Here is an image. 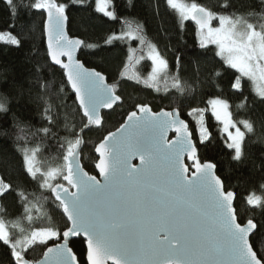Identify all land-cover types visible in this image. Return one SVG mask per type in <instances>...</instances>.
Here are the masks:
<instances>
[{"label": "snow or ice", "instance_id": "snow-or-ice-1", "mask_svg": "<svg viewBox=\"0 0 264 264\" xmlns=\"http://www.w3.org/2000/svg\"><path fill=\"white\" fill-rule=\"evenodd\" d=\"M79 2L84 3V0ZM6 3L13 16L23 8L46 13L43 31L47 38V55L53 64L64 70L78 110L86 120V123L82 121L83 126L78 131H75V124L71 125L74 138L60 144L63 164L42 171L35 166L39 146L31 149L26 146L24 127L13 118V126L18 129L16 139L24 141V146L18 144V147L23 152L25 171L37 181L40 189L50 192L70 226L63 230L52 226L38 227L23 238H14L4 219L0 218V242L9 249V264H80L69 246L72 237L84 239L87 264H264V234L260 233L264 225L252 218L244 222L238 216L233 206L236 194L227 190L225 182L217 175L215 163L201 160L189 124L181 119L178 109L154 112L147 103H137L136 110L128 112L124 122L94 146L98 154L95 168L99 178L85 171L80 162L85 144L83 134L92 126L103 125L101 109H113L121 101L117 85L109 84L101 72L85 67L77 59L76 53L82 45L94 46L69 37L67 3L60 0H32L29 4L24 0H6ZM128 3L134 6L132 0ZM166 5L176 14L181 26L185 21L195 22L200 48L214 45L215 55L223 64L239 73L232 88L242 92L243 80L247 78L256 85V96L264 104V0L249 4L250 11L246 13L229 11L234 7L233 0H223L222 12L212 11L195 0L191 3L166 0ZM95 11L112 20L118 19L114 0H95ZM214 21L218 26H214ZM125 25L127 31L119 35L113 33L105 43L125 39H139L141 44L145 43L139 25L135 30L131 23L126 21ZM0 41L22 47V40L12 32L0 33ZM148 47V59L151 60L148 77L141 79L135 72L128 75L131 63L139 64L145 58L143 55L137 57L136 49L131 48L127 57L130 63L125 64L121 76L154 87L158 92L159 76L169 65L155 44L149 43ZM62 58H66V62ZM179 65L180 58L177 57L174 87L183 91ZM214 75L221 73L216 71ZM35 87L40 89L38 98L44 104L43 118L51 125L55 120L51 114L53 105L51 97L46 98L44 94L51 92L52 83L38 74L29 91ZM63 90L61 85L60 92ZM209 104L211 114L223 122L232 159L242 163L246 158V132L254 131L253 123L248 119L234 121L225 100L215 98ZM205 111L193 107L189 113L199 115L201 144L210 141L211 137L204 123ZM10 112L9 97L0 95V116L7 117ZM37 131L44 137L53 134L50 127ZM169 131L175 133V138H168ZM3 134L7 135L8 131L4 130ZM136 159L139 164L132 163ZM58 177L67 186L53 183ZM12 191H16L13 185L0 177V198ZM17 195L21 201L28 199L22 191ZM247 203L259 208L264 215V197L253 193ZM31 211L25 204L29 222L32 221ZM19 230L24 231L22 227ZM61 240L62 243L46 247L42 258H27L32 246ZM257 244L261 249L259 253L255 250Z\"/></svg>", "mask_w": 264, "mask_h": 264}, {"label": "trees", "instance_id": "trees-1", "mask_svg": "<svg viewBox=\"0 0 264 264\" xmlns=\"http://www.w3.org/2000/svg\"><path fill=\"white\" fill-rule=\"evenodd\" d=\"M188 3L193 0H185ZM32 0H24L25 4ZM69 5L68 33L72 38H79L85 44L79 59L88 68L104 74L110 84L117 85V94L122 98V104L110 112H103V125L92 127L84 133L85 145L82 150L84 168L95 175L94 168L97 157L94 146L100 142L109 131L116 130L124 122L127 113L135 110L137 103H147L155 112L178 109L181 117L189 124L193 138L197 144L198 155L202 161L213 162L217 165V175L225 182L227 190L236 194L235 209L238 216L246 222L252 218L260 225H264V215L259 208L247 203L251 194L264 197V104L252 89L251 82L244 78L242 92L232 88L234 78L239 75L234 69L228 68L215 55V47L207 49L199 46L197 26L193 21H187L183 26L178 22L176 14L168 9L166 0H132L134 6H129L128 0H114L117 20H112L95 11V0H60ZM196 3L215 12L224 11L220 5L223 0H195ZM249 4H258V0H233V9L229 11L248 12ZM158 12V14H157ZM45 13L43 10L23 8L18 14H10L6 0H0V33L12 32L22 40V47L0 43V95H7L10 100L11 112L7 117L0 116V177L13 185L16 191L0 198V218H3L13 237L20 236L18 228L28 230L38 227L52 226L63 230L69 223L58 202L50 192L40 189L25 171L23 152L18 144L24 146V141H17L18 129L13 126L15 117L21 122L27 135L29 149L39 146L37 155L43 167L52 168L63 164V150L61 143L73 139L71 125L75 124L78 131L86 120L78 110L75 96L67 84L64 72L54 67L47 55L45 36L43 31ZM129 22L135 30L140 26V40H114L106 44L105 40L113 33L119 35L127 31L125 22ZM218 26V22H213ZM155 44L157 50L168 61V69L159 78L155 88H149L143 83H136L122 77L125 64H129L127 57L129 50L136 49V56L145 55L147 46ZM177 57L180 58L179 79L183 91L174 87L177 75ZM39 68V73L37 69ZM216 71L220 76L214 75ZM138 73L145 79L151 72V62L144 58L140 65L132 62L128 68V75ZM52 83L51 92L44 94L51 97L53 105L51 114L55 120L49 124L44 117V104L38 98L40 89L31 88L36 83L37 75ZM61 85L64 86L60 92ZM219 98L228 102L232 119L241 121L248 119L253 123L254 131L246 132V158L242 163L232 159V150L227 148V133H223L220 124L209 110V101ZM247 98V103H245ZM193 107L206 109L204 123L211 133L210 141L199 142V115H189ZM83 121V123H82ZM66 123L68 127H66ZM238 126L243 129L242 125ZM50 127L52 135L44 137L37 130ZM4 130L8 131L4 135ZM235 130V129H234ZM34 133V134H33ZM60 182V181H59ZM24 192L27 201H21L17 192ZM25 204L32 209V221L26 219ZM18 227H13V225ZM264 234V227L260 228ZM60 241H48L47 245H34L29 249L27 258L40 259L46 247ZM80 264H86L85 242L80 238L71 243ZM255 250L260 252L259 244ZM0 261L9 264V249L0 242Z\"/></svg>", "mask_w": 264, "mask_h": 264}, {"label": "water", "instance_id": "water-1", "mask_svg": "<svg viewBox=\"0 0 264 264\" xmlns=\"http://www.w3.org/2000/svg\"><path fill=\"white\" fill-rule=\"evenodd\" d=\"M45 20H46V13H45ZM45 22V21H44ZM195 23V22H194ZM67 28H68V25H67ZM66 28V30H67V33H68V29ZM68 35H69V33H68ZM44 36H45V44H46V48H47V38H46V35L44 34ZM69 37H70V35H69ZM70 38H72V37H70ZM82 47H83V45L81 46V48L77 51V53H76V57H77V59H79V53H80V51H81V49H82ZM49 57V56H48ZM49 59H50V57H49ZM62 59H64L65 60V62H66V58H62ZM80 60V59H79ZM81 61V60H80ZM50 62H51V59H50ZM82 62V61H81ZM83 63V62H82ZM51 64L54 66V67H57V68H59V69H61L63 72H64V70L60 67V66H58V65H55V64H53L52 62H51ZM84 64V63H83ZM86 67V66H85ZM88 68V67H87ZM91 69V68H90ZM97 71V70H96ZM104 75V74H103ZM105 76V75H104ZM106 77V76H105ZM106 79H107V77H106ZM107 82H108V79H107ZM109 83V82H108ZM110 84V83H109ZM69 87H70V85H69ZM70 89H71V87H70ZM72 91V90H71ZM73 92V91H72ZM73 94H74V92H73ZM74 96H75V94H74ZM77 103V102H76ZM120 104H122V99H121V101L120 102H118V104L117 105H115L114 107H113V109L116 107V106H118V105H120ZM78 105V104H77ZM113 109H101V115H102V113L103 112H110V111H112ZM136 110V109H135ZM165 111H169V110H165ZM155 112V111H154ZM159 112V111H158ZM126 119V118H125ZM181 119H183L182 117H181ZM184 120V119H183ZM92 127H96V126H92ZM96 128H100V127H96ZM190 129V128H189ZM88 130H85V132H87ZM115 131V130H114ZM191 131V130H190ZM84 135V134H83ZM168 138L169 139H173V138H175V133L173 132V131H169L168 132ZM193 140H194V138H193ZM194 142H195V140H194ZM85 145V144H84ZM84 145L82 146V148H84ZM94 154H95V156L96 157H98V154H96L95 153V151H94ZM80 162H81V164L83 165V163H82V152H81V154H80ZM132 163L133 164H139V160L138 159H136V160H133L132 161ZM186 163H189V164H191V161H187L186 160ZM94 168H95V165H94ZM85 169V168H84ZM85 171H87L86 169H85ZM95 171H96V174L95 175H97L98 176V170L95 168ZM88 172V171H87ZM90 174V173H89ZM91 175H93V174H91ZM98 178H99V176H98ZM58 183H62V184H65V186H67L66 185V182L65 181H63V179L61 178V181L60 182H58ZM54 198V197H53ZM236 200V199H235ZM235 200L233 201V206L235 205ZM57 202V201H56ZM234 208H235V206H234ZM62 210V209H61ZM63 212V211H62ZM64 215V214H63ZM65 216V215H64ZM65 218H66V216H65ZM67 219V218H66ZM69 223V226H70V222H68ZM82 239L83 241H84V239L82 238V237H72L71 239H70V241H69V246L71 247V243L74 241V240H77V239ZM85 242V241H84ZM59 243H62V240L59 242ZM51 246H53V245H51ZM51 246H49V247H51ZM72 248V247H71ZM85 248H87V245H86V243H85ZM73 250V249H72ZM74 252V251H73ZM42 258V257H41ZM85 261H86V264H87V256L85 257Z\"/></svg>", "mask_w": 264, "mask_h": 264}, {"label": "rangeland", "instance_id": "rangeland-1", "mask_svg": "<svg viewBox=\"0 0 264 264\" xmlns=\"http://www.w3.org/2000/svg\"><path fill=\"white\" fill-rule=\"evenodd\" d=\"M186 2V1H185ZM110 10H111V8H110ZM102 15H103V13H101ZM108 18V17H107ZM110 19V18H109ZM185 22H187V21H185ZM185 22L183 23V24H185ZM241 30H243L242 28H241ZM2 33H8V32H2ZM0 43H3L2 41H0ZM214 46V45H213ZM215 47V46H214ZM216 50V49H215ZM148 53H149V47L147 46V49H146V53H145V55H144V57L146 58V59H148ZM150 62H151V60L150 59H148ZM142 61V60H141ZM140 61V62H141ZM137 65H140V63L139 64H135V66H137ZM164 73V72H163ZM163 73H161L160 74V76H159V78L162 76V74ZM148 77V76H147ZM146 77V78H147ZM145 78V79H146ZM247 79V78H246ZM158 82H159V80H158ZM251 82V81H250ZM251 85H252V89H253V91H254V93H255V87H256V85L253 83V82H251ZM256 94V93H255ZM209 110H210V112H211V106H210V104H209ZM228 111L230 112V107H229V109H228ZM231 113V112H230ZM215 118V117H214ZM216 120V119H215ZM217 121V120H216ZM219 124H220V128H221V131L223 132V133H226L225 131H224V125H223V122L222 121H217ZM230 131H235L234 129H229ZM227 140H228V137H227ZM230 141H227V143H229ZM35 166L36 167H38V168H40L42 171H46V170H48L49 168H47V167H43L41 164H40V161H39V156L37 155V157H36V161H35ZM39 175V174H38ZM61 180V177H58L57 178V180L56 181H53V183H58L59 181ZM32 230H28L27 231V233H26V235H29L30 234V232H31ZM16 232H18V234H20V236H17V237H15V238H23V236H25V233L23 234V232H20V230H19V228H18V230L16 231Z\"/></svg>", "mask_w": 264, "mask_h": 264}, {"label": "clouds", "instance_id": "clouds-1", "mask_svg": "<svg viewBox=\"0 0 264 264\" xmlns=\"http://www.w3.org/2000/svg\"><path fill=\"white\" fill-rule=\"evenodd\" d=\"M61 181V180H60Z\"/></svg>", "mask_w": 264, "mask_h": 264}]
</instances>
